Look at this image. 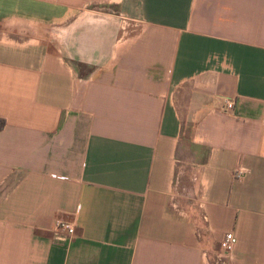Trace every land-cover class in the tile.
Masks as SVG:
<instances>
[{
  "label": "crops",
  "instance_id": "obj_1",
  "mask_svg": "<svg viewBox=\"0 0 264 264\" xmlns=\"http://www.w3.org/2000/svg\"><path fill=\"white\" fill-rule=\"evenodd\" d=\"M263 109L264 0H0V264H264Z\"/></svg>",
  "mask_w": 264,
  "mask_h": 264
},
{
  "label": "built area",
  "instance_id": "obj_2",
  "mask_svg": "<svg viewBox=\"0 0 264 264\" xmlns=\"http://www.w3.org/2000/svg\"><path fill=\"white\" fill-rule=\"evenodd\" d=\"M233 106L232 99H224L222 108L224 110L229 109ZM262 115L264 118V109L262 111ZM244 174V169L242 167H238L232 171V176L237 179H241ZM53 236L55 239H64L63 237L69 236L74 232V224L72 220L64 219V218H55L53 220ZM235 237L232 231H225L221 238L219 239V254L218 255H226L231 245L233 244Z\"/></svg>",
  "mask_w": 264,
  "mask_h": 264
},
{
  "label": "rangeland",
  "instance_id": "obj_3",
  "mask_svg": "<svg viewBox=\"0 0 264 264\" xmlns=\"http://www.w3.org/2000/svg\"><path fill=\"white\" fill-rule=\"evenodd\" d=\"M190 184L192 180L188 177L178 178L177 180V193L172 196V204L180 211L182 214L189 212L194 213L195 211L191 207L193 201V196L190 193ZM175 187V188H176ZM192 210V211H191Z\"/></svg>",
  "mask_w": 264,
  "mask_h": 264
},
{
  "label": "trees",
  "instance_id": "obj_4",
  "mask_svg": "<svg viewBox=\"0 0 264 264\" xmlns=\"http://www.w3.org/2000/svg\"><path fill=\"white\" fill-rule=\"evenodd\" d=\"M3 124V119H0V127L2 126Z\"/></svg>",
  "mask_w": 264,
  "mask_h": 264
}]
</instances>
